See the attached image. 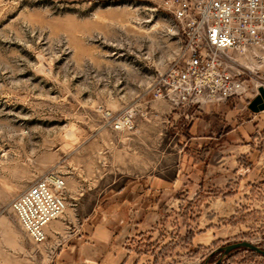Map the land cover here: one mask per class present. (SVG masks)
<instances>
[{"label":"rangeland","instance_id":"374dc122","mask_svg":"<svg viewBox=\"0 0 264 264\" xmlns=\"http://www.w3.org/2000/svg\"><path fill=\"white\" fill-rule=\"evenodd\" d=\"M158 4L0 0V264H56L47 253L50 238L33 243L12 211V201L38 179L65 180L67 208L55 220L68 230L69 214L80 223L98 200L140 176L123 174L127 166L173 177L180 158L177 126L170 115L157 118L158 132L144 121L156 101L151 85L175 63L181 46L168 30L170 17L161 8L153 11ZM260 74L264 82V68ZM130 112L133 128H115ZM159 133L160 141L153 138ZM253 141L261 159L264 129ZM193 147L199 177L190 188L162 193L156 220L130 243L135 254L129 261L264 264L263 255L246 248L218 251L244 240L264 248V174L250 180L255 162L248 146L239 169L231 160L225 180L217 173V145ZM139 150L143 158H133ZM15 237L26 253H9Z\"/></svg>","mask_w":264,"mask_h":264},{"label":"crops","instance_id":"0c3cea01","mask_svg":"<svg viewBox=\"0 0 264 264\" xmlns=\"http://www.w3.org/2000/svg\"><path fill=\"white\" fill-rule=\"evenodd\" d=\"M249 102L245 104L238 99H230L209 106L201 113L195 112L193 108L176 110L167 100L152 102L150 118L144 121L153 123L152 128L158 132L160 127L157 126L160 125L157 124V118L163 120L170 115L171 126L176 125L174 128L178 129L176 134L177 143L180 144V158L173 177H166L157 171H146L142 165L127 166L122 170L123 174L137 172L140 176L127 180L115 194L107 193L103 200H98L92 211L85 215L80 223H77V214L73 213L68 215V222L73 228L69 225V229L66 230L64 222L55 219L48 225L47 240L50 238V241L47 253L54 256L56 264H133L129 257L134 256L135 251L130 243H136L137 239L143 238L144 232L156 220L158 214L156 210L161 203L162 193L171 194L186 186L190 188L199 177L197 174L199 170H196L199 158L191 152L194 145H217L219 150L217 173L223 180L231 160L236 166L239 163V155L246 152L244 147L248 146L249 160L255 162V168L249 171V178L250 180L259 178L261 173L264 174V155L259 159L258 150L253 146V139H257L258 132L264 129V117L261 112H252L248 108ZM140 125L142 124L139 123L138 126ZM143 138L146 139L145 136ZM153 138L160 141L162 137L159 133ZM247 143L249 145H246ZM141 152L142 150L136 151L132 157L143 158L138 155ZM225 153L233 156L226 157ZM235 168L239 169V166ZM241 170L238 171L240 176L243 174ZM210 172L208 170L209 175ZM201 173L202 177L204 169ZM254 184V181L240 182V185ZM12 211L17 221L18 217L13 209ZM17 222L22 226L19 219ZM24 232L33 243H37L25 230ZM17 241L20 242L16 238L9 252L14 256L28 251ZM29 253L31 254V251Z\"/></svg>","mask_w":264,"mask_h":264},{"label":"built area","instance_id":"2783aa9c","mask_svg":"<svg viewBox=\"0 0 264 264\" xmlns=\"http://www.w3.org/2000/svg\"><path fill=\"white\" fill-rule=\"evenodd\" d=\"M159 8L170 17L168 30L181 46L175 63L156 75L154 100L201 113L230 99L250 100L264 87L259 80L264 68V0H159L153 11ZM124 127L133 128L131 112L115 124ZM64 189L63 177L51 175L12 201L23 229L37 243L47 241L48 225L65 212Z\"/></svg>","mask_w":264,"mask_h":264},{"label":"water","instance_id":"95a60500","mask_svg":"<svg viewBox=\"0 0 264 264\" xmlns=\"http://www.w3.org/2000/svg\"><path fill=\"white\" fill-rule=\"evenodd\" d=\"M248 108L254 112V113H259L261 111H264V87L259 88V93L249 102ZM239 248H246L252 251H255L257 253H260L261 255L264 256V248H261L260 246L253 244L250 241H239V242H234L230 243L228 245H225L223 247H220L218 251L223 252V255H227L231 251ZM221 261H218L219 264ZM205 264H208L205 263Z\"/></svg>","mask_w":264,"mask_h":264},{"label":"bare ground","instance_id":"6f19581e","mask_svg":"<svg viewBox=\"0 0 264 264\" xmlns=\"http://www.w3.org/2000/svg\"><path fill=\"white\" fill-rule=\"evenodd\" d=\"M257 83H258V84H260V81H258ZM51 178H53V179H54V177H51Z\"/></svg>","mask_w":264,"mask_h":264}]
</instances>
